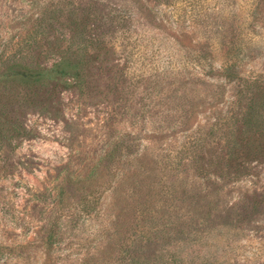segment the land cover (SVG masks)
<instances>
[{"label": "rangeland", "instance_id": "rangeland-1", "mask_svg": "<svg viewBox=\"0 0 264 264\" xmlns=\"http://www.w3.org/2000/svg\"><path fill=\"white\" fill-rule=\"evenodd\" d=\"M93 2L97 22L106 20L119 33L118 52L96 65L87 93L59 90L33 105L19 91L10 101L26 136L0 161V264H82L99 250L105 242L98 231L109 227V211L102 198L98 217L83 216L81 202L93 185L83 180L104 157H113L120 138L144 156H178L192 165L200 159L210 179L204 182L205 191L217 190L210 220L189 221L183 239L173 233L147 254L164 260L175 254L181 264H264V154L244 166L239 160L238 177L235 170L223 168L226 138L222 132L211 133L210 126L224 125L223 131L234 123L241 126L246 103H238L239 82L206 76L210 66L219 71L237 64L243 79H264V0ZM31 3L0 0L3 59L21 53L29 58ZM122 13L123 21L115 15ZM166 77L186 86L162 105L172 88L155 87ZM150 93L152 100L146 99ZM192 99L201 101L193 129H202L204 147L187 158L179 153L187 133L158 128L173 116L172 125L177 124L181 105ZM129 133L136 137H125ZM256 143L264 152V133ZM105 173L100 167L97 179ZM219 173L227 174L220 178ZM168 223L169 232L174 225Z\"/></svg>", "mask_w": 264, "mask_h": 264}, {"label": "trees", "instance_id": "trees-1", "mask_svg": "<svg viewBox=\"0 0 264 264\" xmlns=\"http://www.w3.org/2000/svg\"><path fill=\"white\" fill-rule=\"evenodd\" d=\"M88 1L32 0L30 23L34 30L30 37L29 58L23 53L8 59L0 56V161H3L5 151L16 149L17 140L26 136V129L10 111V101L17 98L19 91L23 92V99L33 105L50 100L59 90H76L83 96L91 86L96 65L118 52L119 33L106 20L97 22L92 6L94 0ZM115 15L118 20H125L123 13ZM42 39H47L44 44ZM239 73L237 64L224 66L219 71L210 66L206 72V76H221L227 83L242 85L238 91V103H246L242 125L234 123L225 131L224 125L210 126L211 133L222 132L221 136L226 138L228 157H225L223 168L235 170V177L242 174L236 170L239 160L244 166L264 154L256 145V139L264 133V79H243ZM184 85L185 81L175 77L161 78L155 88L162 86L172 88V91L161 99L160 104L175 98ZM152 95L150 93L146 99L152 100ZM218 95L222 96V93L219 91ZM200 102L192 99L190 104L181 105L178 123L172 125L173 116L166 127L158 128L162 132L171 129L175 134L179 131L187 133V143L179 152L187 158L204 147L199 136L202 129L196 132L193 129ZM131 136L133 133L125 135ZM134 146H127L120 138L111 151L113 157H104L100 166L83 180L87 186L93 184L81 202L83 216L98 217L102 213L98 206L104 198L111 221L108 228L98 231L99 238L105 243L82 264H181L180 257L175 254L169 253V258L164 260L162 255L158 259L156 254L152 256L145 251L158 245L159 241L171 238L173 233L183 239L189 221L210 220L211 212L215 211L217 190L205 191L204 182H210V179L203 173L200 159L192 165L178 156H144L141 151L134 150ZM217 162H221V158L218 157ZM181 166L182 176L176 174ZM100 167L107 173L99 180ZM192 170L193 176L190 175ZM226 174L219 173V177L224 178ZM155 212L159 214L156 216ZM170 220L174 227L168 232L165 227Z\"/></svg>", "mask_w": 264, "mask_h": 264}]
</instances>
